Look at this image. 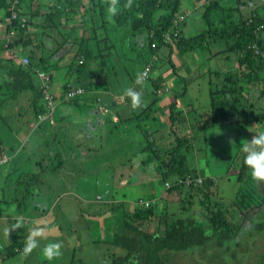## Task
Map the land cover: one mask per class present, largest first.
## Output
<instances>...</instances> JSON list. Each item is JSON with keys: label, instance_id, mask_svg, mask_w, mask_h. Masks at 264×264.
<instances>
[{"label": "trees", "instance_id": "16d2710c", "mask_svg": "<svg viewBox=\"0 0 264 264\" xmlns=\"http://www.w3.org/2000/svg\"><path fill=\"white\" fill-rule=\"evenodd\" d=\"M113 2L117 6V12L110 15L108 8ZM129 2L130 6H126ZM180 3L181 0H0V137H3L2 140L9 147L2 149L3 154L13 156L0 164V186L4 190L6 182L14 179L9 187L17 200L19 196L16 190L20 188H24L22 193H32L33 197L24 203L30 206L29 211L33 210V213H25L35 216L42 215V210H39L42 209V203L38 187L41 192L43 188L35 182L38 173L33 175L30 168H27L31 162L28 154L26 157H19L23 148L15 150L4 137L13 132V127H10L11 118L9 115L5 116L6 112L13 110V115H18L24 126L27 125L25 115L30 111L29 107L34 115L43 111L39 105L42 88L33 80H26L28 75L41 70L52 77L57 72L51 71V59L58 54L57 59L62 60L70 52L69 48H74L73 57L66 62L67 82L84 91L67 100L66 104L71 105L74 113L60 114L61 128H67L72 119L86 121L89 119L88 115L94 114L103 122H108L107 127L111 129L120 128L123 122L129 120L120 117L118 122H113L112 119L104 118L101 111L109 104L117 105L122 90L135 87L138 72L146 63H156L158 60L157 62H162L164 71H168L166 74L173 75L178 74L175 62L177 57H174L176 54L179 58L186 59V54L190 51L210 49L202 63L206 64L212 58L217 59L214 69L212 66L208 67L205 74L196 70L197 74L191 77L181 76L179 85L170 86L175 97H178L189 91L191 80H197L199 85L206 86L207 83L209 105L199 106V102H195L193 98L194 103L183 105L180 113L183 120H178L179 115L173 118V114L179 113L176 103L170 102L168 107L171 122L166 135L170 130L168 135L173 133V141L166 145L160 143L165 148L164 151L151 150V147L155 148L153 141L148 142L150 150L147 154L152 152L164 164V168L158 171V185L165 189L166 194L174 196V199H168L167 196L166 200L167 205L175 207L174 211L169 212L172 214H158L154 206H150L151 202L148 206L146 202L140 205L134 202L128 209L124 208L120 213L119 232L109 233L110 238L102 241L109 244L107 253L112 254L110 264H162L163 254L185 251L198 245L211 247L208 259L212 261L207 262L217 263L221 258L224 261L236 260L240 256L231 249L230 243L239 245L241 236L244 237L250 231L248 226H242L246 218L244 209L252 206L264 208V181H257L255 185L252 176H248V185L240 188L243 168L237 170L228 165L233 155L244 156L238 144H243L242 140H251L250 137L254 136L257 129H264V0H232L230 3L227 0H200L197 7L184 12H179ZM79 6L83 7L85 13L79 12ZM193 13L199 14L200 18L193 19H198L203 29L187 35L183 26L190 22L191 18L188 17ZM42 21L44 26L41 25ZM48 26L56 28L62 38L51 37L49 44L53 42L56 45L49 55H45L48 41L43 36ZM178 26L177 33L175 29ZM3 53L7 56L2 57ZM14 60H18L20 64ZM233 60L235 64L232 63ZM164 71L157 78L150 79L148 85L153 87V83L158 84L153 90L162 85ZM126 81L128 87H124ZM68 87L63 86L65 89ZM153 96L154 99L136 114L138 126L143 122L155 121L150 115L157 109L156 103L160 96L158 93ZM124 98L130 99L125 95ZM254 100L260 103L259 112L254 110ZM248 102L250 106L247 105ZM78 109L85 112L82 117L78 115ZM216 126H234L222 139L228 140L231 145H238L233 153H227L229 155L226 156L218 153L213 155L224 156L225 161L222 163L199 155L194 162L188 160L184 150L190 149V142L201 133L205 138L207 131ZM140 131L143 137L149 138L152 135L148 130ZM56 133L57 129L53 135L58 137ZM85 136L94 138L95 135L92 133ZM97 151L98 149L94 154ZM150 159L149 156L148 160ZM53 162L55 164L45 168V172L60 168L56 161H51ZM217 162L226 164L229 169L224 174H217ZM241 162L246 167L243 160ZM95 170L96 167L88 168L89 172ZM104 175H88L86 178L95 186L98 182L101 183V192L94 195L100 196L103 204H107L104 198H110L111 191L103 192L106 190L101 181ZM91 177H94L93 180ZM221 179H228L234 188L229 202L221 199L216 188ZM238 192L241 193L239 202L232 200ZM94 195L81 189V192L76 191L74 195L67 197L69 204H77L75 201ZM52 200H62L59 192ZM50 203H53L51 198ZM17 207L20 211L19 204ZM34 209L37 214H34ZM253 227L263 229L264 222L256 223ZM16 244L10 246V254L21 250V243ZM110 247H118L121 251L111 252ZM214 247H219L223 253H230V256L219 255ZM183 262L188 264V261ZM68 264L83 263L75 258L73 251ZM253 264H264V253H259Z\"/></svg>", "mask_w": 264, "mask_h": 264}, {"label": "crops", "instance_id": "0c3cea01", "mask_svg": "<svg viewBox=\"0 0 264 264\" xmlns=\"http://www.w3.org/2000/svg\"><path fill=\"white\" fill-rule=\"evenodd\" d=\"M227 1H229V3L230 1L232 2V0H227ZM199 4H200V0H194L192 3V7L185 9V11L189 9H193L194 7H197ZM188 18H191L190 22L183 26L184 31L187 33V35L195 32L196 30L201 31L203 29L201 27L202 25H200L199 22L197 21L198 19H193V18H200L199 14L196 15L193 13V15H190ZM72 49L73 48H69V51H71ZM56 56H58V54H56ZM56 56H54V59H51V62L53 64V70L51 71L57 72V73H54V75L52 76V83H51L52 92L54 94H56L59 91V88L63 84L64 80L68 79V75L66 71V68H67L66 62L69 60V58L66 59V56H65L62 60H59L57 59ZM176 59L179 61H182L183 63L186 62L185 59H181V58H176ZM161 64L162 62L158 63V68L154 71V73L160 74L161 72L164 71V68L160 67ZM187 68H188V64H185L183 65L181 70L185 71V69ZM190 68H191V64H190ZM196 85H199V83H197V80L193 81V84L190 86L188 94H183L176 98L172 95L171 100H166V98H164L165 94H161V91L158 89L153 90V87L148 85L149 87L148 92L143 93L142 95L144 98L146 97L145 103L143 104V106H140L137 109L141 111L140 109L147 106V104L150 103L154 99L153 94L158 93V96H160V99L156 103L157 109L154 112H152L150 115V116H153L155 121L150 122V123L143 122L140 126H138L137 119H136L137 113L136 111H134L137 109H133L132 115L128 119L124 118L125 120H129L128 122L131 125L124 126L123 128H115V127L111 129L109 127L102 128V129L99 128L98 133L94 132V135L101 136L100 143L103 141V136L107 134L110 135L111 140L115 138L121 139L122 135H126L127 138L128 136L133 135L130 140L128 139L131 136L127 139L128 141H132L138 135V131H139V134H143V133H140L141 129H143L144 132L145 131L147 132V130L151 132V129H154L155 127H157V124L159 123L166 122V124L168 125L171 122L170 117H169L170 116L169 108H168V104L170 102L174 100L176 101V110L179 111L178 114H173V118H176L178 117V115L180 117V113L182 112L183 105L186 106L188 103L193 101L192 100L193 98L195 102H198L201 96L204 95V98L206 99L205 101L208 100L209 84H207L208 87L205 86V89L202 90L201 93H200L201 90L197 91V88H199L201 85L195 88ZM125 86L128 87V81L124 83V87ZM134 89L137 91L142 90L141 87L136 88V86L134 87ZM127 101L131 102L130 99H128ZM120 104L121 103L118 102L119 107H120ZM63 105H68L69 108L71 107L70 104H63L60 101L56 104L53 116H55V120L58 121V125L60 124V119H61L59 117L60 114L67 112V111L66 112L62 111L61 106ZM199 106H200V103H199ZM11 111L10 113L6 112L5 116L6 115L10 116L11 118L10 127H13V132L4 137L12 146H15L19 144V141H21L22 136L29 134L30 131L29 129H26V125L22 126L21 119L18 117V115L17 116L13 115L14 114L13 110ZM29 116L32 117L30 113H29ZM233 127L224 126L223 127V131H225L224 135H226L227 133H230ZM17 130H19L18 135H16ZM124 130H127V131H124ZM69 131L70 130L66 127L64 128L60 127L57 129L56 135H58V137H56L55 135H53V133L49 132L46 128L42 126L38 128L33 134L30 133L32 138L35 140L34 143L36 144V147H34L31 153H28V156L31 157V162H30L31 167H29L28 165L27 168H30V172L33 175H36L38 173V175L35 176V182H37L36 184L39 183L42 186V188H45L44 186H48L50 190L58 191L59 197H61L62 200L60 202H57L51 199L53 203H50V198H48L49 204H43L41 202L42 210H44V214L41 216H35V215L28 214L25 212L23 213L20 212L17 207L18 206L17 197H14V195H11L10 199H8L6 203L3 201L4 197H0V264H42L39 249L33 250V252L28 255H25L23 253V248H24L26 238L28 237L32 227L34 226L32 223L33 221L44 222L48 225L47 235L45 238L41 239V245L47 243L49 240H58L62 242V254H61L62 256L58 259H54L51 264H61L62 260H65V264H68L71 260L70 251L71 250L75 251L76 249L81 247L82 245V240L80 238L82 234L81 230L82 228L87 229L88 227H91V226L88 224V221L85 222V226L83 225L84 221L83 222L81 221L78 224V220H77V222L75 223V217H73L72 219H68V217L66 216L67 211L65 210L64 201L68 202L67 195L71 197L72 195L76 193V187L72 186V184H79V182H86L84 178L88 175H92V176L98 175L99 176L100 174L104 173L103 169H98V167L100 166L104 168H108V166L113 167V165L108 163L107 154H104L102 156L98 153V151L94 154L96 149H98L97 146L99 145V143L95 144V139L92 136H90L88 140L85 142H82L80 138L69 142L67 138L63 137V135H67ZM71 132L75 133L74 131H71ZM32 138L29 140L28 144L32 142ZM136 140L138 139L136 138ZM113 143L114 145H117L114 140H113ZM1 144L6 148L8 147V143H4V140L1 141ZM119 145H120V140H119ZM133 149H137V147L134 144H133ZM197 150L199 149H196V151H193L192 153L193 157L189 158L190 161L194 162V160H198V155L196 154H198L199 151ZM73 151H76L78 153H72ZM147 155H149V153ZM90 158H94L97 161H94ZM146 158H149V156L142 157L140 161L143 162V160H146ZM100 159L102 160V162H100ZM51 161H56V163L60 166V168L55 169L54 171L50 169L45 172L44 171L45 168H50L51 166H53V164H55L54 162L51 163ZM74 161H78V165L74 169H71V167L74 164ZM119 165L123 166L122 164H119ZM146 166L150 168V170L148 171L143 169V172L146 173L147 177H149V179H147V183L149 182L150 179L151 180L149 182L150 183L149 185L143 186V189L141 190L140 194L138 195L130 194V187H131L130 185H132L130 183L133 180L137 181L141 179L142 181V178L146 176L140 175V177H136V173L132 172V169H129L124 174V176L130 177V178L125 179L124 181L127 184H122V185L117 184L119 188L118 187L115 188L114 195H112L110 198H104L105 202L107 201V204L105 203L103 204V200L100 199V196L98 197L94 195L91 198H87V199L83 198L87 201V203L89 202L91 204H94L95 206V208H91V213L85 214L86 215L85 218L90 219L91 216H93L96 212V214H99L98 218L100 220V223H103L104 220L114 221V219H118L121 217L120 213L122 212L124 208L128 209V207H131L138 198H142V197L144 199L154 198L156 199V201L160 200V203H161V199L164 196L166 198L167 196H169L168 199L170 198L174 199L173 195L166 194L165 189L162 188V186L158 185V180H159L158 171H161L164 168V164H162L159 159L153 156V158L149 160ZM6 167L8 171V166ZM6 167H5V175H6ZM84 167L87 168L85 172L83 171ZM90 167H96V170L89 172L88 168ZM0 170L2 171V167L0 168ZM117 175L121 176L120 178H122L123 176V174L120 175L119 171L114 177L118 178ZM7 177H8V173H7L6 178ZM75 177H78L79 180L81 181L73 182V179ZM1 179L2 178L0 177V180ZM36 179H38V181H36ZM9 185H10V182L9 181L6 182L3 191H5V189L7 190V192L10 191L11 189ZM1 188L3 187H0V189ZM11 198L13 200H11ZM112 198L113 200L111 201ZM166 198L164 200L165 204H166V200H168ZM21 217L23 218V227L20 229L9 231V229H13V226L15 225L17 219ZM120 221L119 222L116 221L115 223L116 226H113L108 231L107 234H104L103 237L102 235L98 236L100 240H97L96 237H90L91 240H88V238L86 237L85 238L90 242L105 241L107 240V238H110L108 237L109 233L113 234V232H119L118 230H120ZM53 222H55L56 225H58L57 227H58L59 232L51 233L52 232L51 229L53 228ZM65 234L68 235L66 236V238L64 237ZM16 242L21 243V250L16 253L10 254L9 248L11 245L12 246L17 245ZM102 243L105 245L108 244L107 242L106 243L102 242ZM105 258L107 257L105 256L104 259ZM43 264H49V262H47L44 259Z\"/></svg>", "mask_w": 264, "mask_h": 264}, {"label": "rangeland", "instance_id": "374dc122", "mask_svg": "<svg viewBox=\"0 0 264 264\" xmlns=\"http://www.w3.org/2000/svg\"><path fill=\"white\" fill-rule=\"evenodd\" d=\"M193 1L194 0H181L179 12H184L185 9L191 8ZM79 12L85 13V10L83 9L82 6H79ZM41 25L44 26L43 21H42ZM51 37H54V38L56 37L57 39L62 38L60 32L56 28H54V27L51 28V26H48L47 30H45V34L43 36V38H45V40L48 41V44H47L48 49H47L45 55H49L51 49L56 45L53 42L49 44ZM209 51H210V49H208V52ZM201 52H202L203 56H206L207 52L201 51L200 48L193 50V53L195 55V60H194L192 66L198 72L205 74V71L207 70L208 67L212 66V69H214L216 67L217 59L212 58L211 60H208L206 64H204V62L202 63L203 56L201 55ZM73 55H74V48L66 56L69 59H71L73 57ZM1 56L6 57L7 55H6V53H3V54H1ZM187 56H189V54H187ZM233 61H232V63L235 64V61L234 62ZM175 62L178 65V68H177L178 74L168 75V74H166L168 71L167 72L164 71L165 77L163 76L161 78V81H166V83H167V88L163 89L161 92V94H165L164 98H166V100H171L172 94H173V90L171 91L170 88H168L170 83L172 82L171 87L179 85L181 82V78H180L181 74L185 73L184 70H181V62L178 61L177 59L175 60ZM191 63H192V58H191V61H188V68H190ZM160 67L164 68L163 64H161ZM155 69H156V67H155ZM170 76H172L171 81H169ZM204 76H206V75H204ZM149 83H150L149 81H144L141 84H134V85H136V88H138V87L142 88L141 91H142V95H143V93L148 92V90H149L148 84ZM157 85L158 84L153 83V88H155L154 86H157ZM203 86H204L203 84L200 87H199V85H196L195 88L199 87V88H197V91L201 90L200 91V93H201L202 90L204 89ZM164 87H166V85H164ZM124 91L125 90H122L119 93V98H120V103H121L120 107L118 104L117 105L109 104L103 111H101L103 113L104 118L112 119L113 122H115V121L118 122L120 117H122L123 120H125L124 118L128 119L132 115V111L134 108L131 107V102H128L127 101L128 99L124 98ZM142 100H143L142 101L143 103L141 104V106H143V104L145 103L146 97L144 98L142 96ZM205 100L206 99L204 98V95H203V96H201V98L198 102L202 106L203 105L204 106L209 105V98L207 101H205ZM191 102H193V101H191ZM127 105H129V106H127ZM247 105L250 106V103L248 102ZM252 105L254 107H256V108H254V110L259 112L260 103L256 100H254ZM61 107H62L63 112L67 111L69 113H74L73 108L72 107L69 108L68 105H63ZM135 109H137V108H135ZM78 111H79L78 115L80 117H82L83 114L85 113L81 109H78ZM134 111H136V113H138L139 109L134 110ZM86 116L87 115H84V117H86ZM88 116H89V119L86 121L85 120H79V119L70 120V123L67 127L70 131L67 135H63V137L67 138V140L69 142H71L73 140H77L79 138L81 139L82 142H84V139L88 140V138L85 135L92 134L94 132L98 133L99 128H101V129L107 128L108 122H106V121L103 122L102 119L100 120L94 114L88 115ZM178 119L183 120L180 117ZM185 119L186 118H184L183 123L185 122ZM183 123H182V125H183ZM28 125L30 126V123H28ZM61 125H62V123L58 126V121L56 120L53 125L48 124L46 129L49 132H51V130H52L53 134H54L55 129L60 128ZM127 125H131V124L129 122H123L120 128L127 126ZM44 126H46V125H44ZM157 126H160V127L164 126L163 130H160L159 132L155 133V136H157V139H156L157 142L162 141L161 143H163L165 145L172 142L173 136H171V135L166 136L164 138V140H162L167 126L163 125V123H159V124H157ZM178 130H179V128H178ZM71 131H74L75 133H72ZM124 131H127V130H124ZM207 132H208V135L205 139L203 138V135L201 133L200 135H198L199 137H195L192 144H189L190 149L184 150L185 152H187L186 155L188 157L191 155L193 157L192 152L196 151V149H199V150H197V151H199V153L196 155H199L200 157H203V158L206 157L207 159L212 158L213 161L219 160L222 163L225 161L224 156H219V157L214 156L213 157V155L216 153H218L220 155L225 154V156L229 155L227 153L232 154L233 153L232 151L238 145H240V144L231 145L228 142V140L227 141L222 140L225 137V135H224L225 131H223V127L216 126L215 128L209 129V131H207ZM131 134H133V133H131ZM130 136H128V138ZM132 136L128 139L126 135H122L121 139H117V138L113 139L117 145H119V140H120L119 146L114 145L113 140H111V137L109 134L103 136V141L101 143H100L101 136L100 135L94 136L95 144L99 143V145L97 146L98 147V153L102 156L104 154H107L108 155V163L113 165V167L108 166V168L99 167V169L104 170V174H105V177L104 176L101 177V181L106 187V190L103 192L111 191V196L114 195L115 188L116 187L119 188L118 185L127 184L124 181H125V179L130 178V177H126V176H124V174L129 169H132V172L136 173V177H140V175L146 176V173L143 172V169L147 170V171L150 170L149 167H147V166L145 167V165H143L142 162L140 161L142 159V157H145V156H150L151 158L153 157L152 152L151 153L149 152V155L146 154L150 150V148L148 146V142L150 141V139L147 136L143 137V134H138L136 136V138L138 140H136V138H134L132 141H128L132 138ZM31 138H32V136L30 135V133L27 136L24 135V136H22L20 143L15 146V149L20 147L19 150H21L23 148L22 151L20 152L19 157H26L27 154L31 153L32 150L34 149V147H36V144L34 143L35 140L33 138H32V142L28 144V142ZM250 138H252V137H250ZM243 141H244V143L246 142L245 140H242V143H243ZM133 144L137 147V149H133ZM205 144H207V145L205 146ZM204 146H205V148H204ZM162 147H163V145L158 144V145H155V148L151 147V150L154 149L156 151H158V150L164 151L165 148L164 147L162 148ZM224 149H225V151H224ZM72 153H78V152L73 151ZM101 159H100V162H102ZM230 159L231 160H229V162H228L229 167H231L232 169L237 168V170L241 169V167L243 168V170H242L243 179L240 182V184H241L240 188L241 187L244 188L246 185H248L246 179L248 176L251 177V174H250V170L248 169V167L247 166L244 167L242 165L241 161L243 160V155L242 154H235ZM148 162H149V160H148V158H146V160H144L143 163H145L147 165ZM119 164H122L123 166H120ZM77 165H78V161H74V164L71 167V169H74ZM29 167H31L30 164H29ZM229 167H226V164H220L219 162H217V165H215V171L219 175L224 174L226 169H229ZM83 169L85 171V167ZM202 170L205 172V169H202ZM118 171L120 172V175L123 174L122 178H120L121 176H118V175H117L118 178L114 177ZM110 172L112 174H109ZM93 178L94 177H91V180H93ZM215 178H218V177L216 176ZM50 179H51V177H50ZM84 179L86 182H79V184H72V186L78 187V188H76L77 192H81V189L85 193L89 192V193H93V195L98 193L99 191L101 192V189L103 187L101 186L100 182H98V185L95 186L86 177ZM147 179H149V177L146 176V177L142 178V181H141V179H139L137 181L133 180L130 183V184H132V185H130L131 186L130 187V194H132V195L140 194L141 190L143 189V186L150 184L149 182L151 179L149 180L148 183H147ZM107 180H109V181H107ZM77 181H81V180H79L78 177H75L73 179V182H77ZM254 184L257 185L256 180H254ZM44 187L45 188H43V192H41L40 187H38V189H39L38 193H39L40 201L43 204H47L48 198L53 199L55 194L58 191L50 190L48 188V186H44ZM79 188H81V189H79ZM216 188L219 191L220 195L222 196L221 199L226 201V202H229L230 201V199H229L230 195L232 194V196H233V190H234L232 183H230L228 179L227 180L221 179V183ZM22 190H24V188H20L19 190H16V191H18V196H19V198H18L19 200H17V202L19 204L20 211L33 213V210L31 212L29 211L30 206H28L24 203L25 200H30V198L33 197V195L30 192L29 193H22ZM34 192H35V190H34ZM11 195H13L12 190L7 192L6 189H5V191L0 189V197H4L3 201L5 203L8 199H10ZM214 196H215V198H217V195H214ZM34 198H35V195H34ZM165 198L166 197L164 196L161 199V203H160V200L156 201V204L154 206V210H155V212H158V214L161 212H164V211L167 213L173 212L175 209V207L172 208V206H169V205H167V209L165 208V206H166V204L164 202ZM240 198H241V193L238 192L237 196L232 198V200H236L239 202ZM112 200H113V198L111 199V201ZM75 202L77 203V205L75 203L69 204V202L64 201L65 210L67 211L66 215L69 217L68 219H72L73 217H75V223L77 222V220H78V224H79V222L84 221L83 225L85 226V222L88 221V224L91 226V227H88L87 229L82 228V230H81L82 234L80 237L82 240V245H81V247H79L78 249L75 250V258L77 260H79V262H82L83 264H110L111 260H109V258L112 257V254L109 255L107 253V250H108L107 245L103 244L102 242H98V241L90 242L88 240H91L90 237H96L97 240H100V239H98V236L102 235V237H103L104 234H107L108 231L113 226H116L115 223H116V221L119 222L120 218L114 219V221L113 220H104L103 223H100V220L98 218L99 214L95 213L93 216H91L90 219H86L85 214L91 213V208H95L94 204H91L89 202L87 203V201L85 199H82V200L80 199V200L75 201ZM27 207H28V209H27ZM39 210H42V209H39ZM244 210H245L244 213H245L246 218L242 222V224H243L242 226L243 227L248 226L247 228L248 229L250 228L249 229L250 231H248L244 237L241 236V239L239 240V245H235L233 243H230L231 249L234 250L235 252H237V254L240 256V258H238L236 260H231V261H224V258H221L219 261H217V263H210L212 260H210L208 258L211 255V247L198 245L195 247H190V248L186 249L185 251H178L176 253L168 252V253H170L169 255L163 254L162 255V264H185L183 261H188V264H223L222 262H224V264H253V262L257 259L258 254L260 253V255H261L262 253H264V228L263 229H257V228L253 227V225H255L256 223H259L262 221L264 222V208H262V206H260V207L252 206L251 208L246 207ZM34 214H37L35 209H34ZM43 214H44V210H42V215ZM169 214H172V213H169ZM39 216H41V215H39ZM57 226L58 225H56V223L53 222V228L51 229V231H52L51 233L59 232ZM251 227H253L252 230H251ZM78 230H79V228H78ZM51 233H50V235H51ZM66 236H68V235L65 234L64 237L66 238ZM85 237L88 238V240ZM215 249L219 253V255L230 256V253H228V252L223 253L219 247H217ZM110 250H111V252H113L115 250L121 251V249H119L118 247H110ZM72 251L73 250L70 251L71 257H72ZM61 256L62 255H60L58 258H60ZM105 256L107 258L104 259ZM186 257L188 259H186ZM40 258H41L42 264H43L44 258L41 256V254H40ZM58 258H56V259H58ZM181 260H183V261H181ZM207 260H209L210 262H207ZM61 264H65V260H62Z\"/></svg>", "mask_w": 264, "mask_h": 264}, {"label": "clouds", "instance_id": "9594fccd", "mask_svg": "<svg viewBox=\"0 0 264 264\" xmlns=\"http://www.w3.org/2000/svg\"><path fill=\"white\" fill-rule=\"evenodd\" d=\"M126 6H130V2H129V5H126ZM116 12H117V6H116L115 2H113V4L110 5L108 8V13L110 15H113ZM175 31L177 33L179 32V26L177 29H175ZM204 51L207 52L206 56H203L202 52H201V55L204 58H206L208 56L209 52H208V50H204ZM188 54H189V56H187V54H186V59L184 58L186 60V62L185 63H183L182 61H180V62H181V66L183 67V65L188 64V61H191V58H192L191 68L185 69L186 73L181 74L182 77H185V76L191 77L192 75L197 74L196 70L192 66L193 61L195 60V55H194L193 51L188 52ZM174 57L179 58L177 54ZM154 59L157 60V58H154ZM14 61L17 64H20L18 60H14ZM156 63L149 62V63H146L144 65V67L138 72V76L136 78V84H141L144 81H150L151 78L155 79L159 75H161V73L160 74L154 73V71L158 68L159 62L157 64ZM155 67H156V69H155ZM182 67H181V69H182ZM209 78H210V76H209ZM25 79L28 81H29V79L33 80L34 83L36 82L37 85L40 88H42L41 97L39 99V105H40V107L43 108V111L34 115V113H32V108L29 107L28 109H30V111L25 115V118L27 119L26 120L27 121L26 129H29L30 133H32V134L38 128H40L42 126L44 128H47L48 124L53 125L55 123L56 120H55V116H53V113H54L55 106L59 101L62 102L63 104H66V102L69 98L73 97L76 94L82 93L84 91L82 89L73 87L71 85V82H67V79H66V80H64L63 84L60 86L59 91L56 94H54L52 92V88H51L52 77H50V75L44 74L41 70L40 71L36 70L35 72L32 73V75H28L27 78H25ZM206 80H207V78H206ZM169 81H171V80L169 79ZM193 81L194 80H191L189 82V85L190 84L192 85ZM64 83H66V84H64ZM163 83H164V85H166V87H164V88H163ZM161 84L162 85L159 86L158 90H160L162 92L163 89L167 88V83H166V81H162ZM171 84H172V82L170 83L168 88H170ZM64 85H68L69 87L65 89V88H63ZM206 86H207V83H206ZM189 89H190V87H189ZM170 90H171V88H170ZM203 93H204V91H203ZM184 94H188V92H186ZM124 95L126 97L130 98L132 108L135 109V108H139L141 106V104H142V91H137L133 87H128L125 89ZM172 95L175 97L174 93ZM172 102L176 103L175 100ZM209 102H210V97H209ZM29 113L32 115V117L29 116ZM150 117L153 118V116H150ZM28 123H30V126L28 125ZM44 125H46V126H44ZM163 125L167 126L166 130H165V134H164V138H165L166 131L168 130L169 124L167 125L166 122H164ZM163 128H164V126H161V127L157 126L154 129H151L152 135H150L149 139H150V142L153 141L152 144L154 146L158 145L162 142V141L157 142V140H156L157 136H155V133L159 132L160 130H163ZM174 131H176V128H174ZM168 132H170V130ZM168 132H167L166 136H168ZM254 133L255 134L251 140H247L245 143L240 144L238 147H239V150L244 154L243 163L250 170V174H251L252 178L256 181H264V129H257ZM169 135L173 136V133H171ZM2 139H3V137H0V146H1L0 147V164L5 163L7 160L12 159V157H13L12 155L8 156V155L3 154L2 149L6 148V147H4L1 144ZM173 139H174V137H173ZM162 140H164V139H162ZM192 142L193 141H191L190 143H192ZM15 146H13V147H15ZM7 148H9V147H7ZM19 148L20 147L16 148L15 150H19ZM189 158L190 157H188V160H189ZM0 167H1V165H0ZM242 179H243V177H242ZM13 181H14V179L9 180L10 185L13 184ZM143 202H146L147 206L150 202H151L150 206L151 205L155 206L156 199H154V198L144 199L142 197V198H138L135 203L140 205ZM32 223L34 226L32 227L28 237L26 238L24 248H23V253L25 255H28V254L32 253L33 250L39 249L41 256L46 261H48L49 264H51V262L54 259L58 258L62 254V242L58 241V240H49L47 243L41 245V239L45 238L47 235L48 225L44 222H39V221H33ZM22 227H23V218L21 217V218L17 219L15 225L13 226V229H9V231L15 230V229H20Z\"/></svg>", "mask_w": 264, "mask_h": 264}]
</instances>
